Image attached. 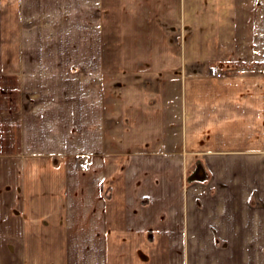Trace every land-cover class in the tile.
Listing matches in <instances>:
<instances>
[{
    "label": "crops",
    "instance_id": "1",
    "mask_svg": "<svg viewBox=\"0 0 264 264\" xmlns=\"http://www.w3.org/2000/svg\"><path fill=\"white\" fill-rule=\"evenodd\" d=\"M0 264H264V0H0Z\"/></svg>",
    "mask_w": 264,
    "mask_h": 264
},
{
    "label": "built area",
    "instance_id": "2",
    "mask_svg": "<svg viewBox=\"0 0 264 264\" xmlns=\"http://www.w3.org/2000/svg\"><path fill=\"white\" fill-rule=\"evenodd\" d=\"M211 75L217 78H222L224 76L223 72H221L220 70H215V69L211 71ZM86 165H89V162H86Z\"/></svg>",
    "mask_w": 264,
    "mask_h": 264
},
{
    "label": "rangeland",
    "instance_id": "3",
    "mask_svg": "<svg viewBox=\"0 0 264 264\" xmlns=\"http://www.w3.org/2000/svg\"><path fill=\"white\" fill-rule=\"evenodd\" d=\"M224 74V73H223ZM224 77V76H223ZM222 77V78H223ZM219 79H221V78H219ZM35 86V87H34ZM38 85H33V84H31V89H32V92H35L36 94H38V92H39V90H38ZM86 166H88V165H86Z\"/></svg>",
    "mask_w": 264,
    "mask_h": 264
}]
</instances>
